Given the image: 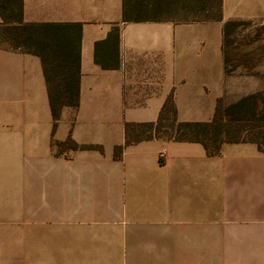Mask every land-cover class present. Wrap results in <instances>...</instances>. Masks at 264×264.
Listing matches in <instances>:
<instances>
[{
    "label": "crops",
    "instance_id": "obj_1",
    "mask_svg": "<svg viewBox=\"0 0 264 264\" xmlns=\"http://www.w3.org/2000/svg\"><path fill=\"white\" fill-rule=\"evenodd\" d=\"M123 10L124 0H23L27 23L82 24L80 105L53 134L40 58L0 49V264H215L218 236L264 264L255 144L211 157L200 143L150 140L114 158L125 123L157 121L172 92L181 122L249 97L263 105L264 0H223L213 22H124ZM116 26L119 66L104 69L95 45ZM69 135L102 150L58 153L52 140Z\"/></svg>",
    "mask_w": 264,
    "mask_h": 264
},
{
    "label": "trees",
    "instance_id": "obj_2",
    "mask_svg": "<svg viewBox=\"0 0 264 264\" xmlns=\"http://www.w3.org/2000/svg\"><path fill=\"white\" fill-rule=\"evenodd\" d=\"M0 49L28 53L40 58L47 86L53 130L65 108L76 112L80 105L82 24L27 23L23 0H0ZM223 19V0H124V22H213ZM243 24V22H238ZM99 50L103 53L99 55ZM120 30L114 27L95 45V61L104 69L119 66ZM261 97H259L260 100ZM125 142L116 146L114 158L121 159L125 147L143 141L164 140L200 143L208 156H219L225 143H252L264 153V99L249 97L234 106L216 108L208 122H181L172 92L155 122H126ZM246 134V135H245ZM58 153L65 150L98 149L52 140Z\"/></svg>",
    "mask_w": 264,
    "mask_h": 264
},
{
    "label": "rangeland",
    "instance_id": "obj_3",
    "mask_svg": "<svg viewBox=\"0 0 264 264\" xmlns=\"http://www.w3.org/2000/svg\"><path fill=\"white\" fill-rule=\"evenodd\" d=\"M245 39L246 38H244V40ZM217 240H218V245H217L218 250L216 252V257L214 261L215 264H260L258 252L245 251V252L229 253L224 250V237L218 236ZM231 254L232 257H230Z\"/></svg>",
    "mask_w": 264,
    "mask_h": 264
}]
</instances>
